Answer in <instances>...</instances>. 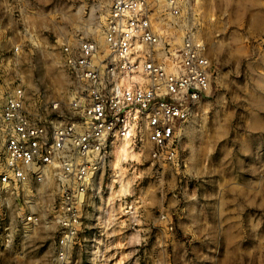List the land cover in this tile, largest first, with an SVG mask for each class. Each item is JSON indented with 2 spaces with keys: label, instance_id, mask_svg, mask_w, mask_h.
Returning a JSON list of instances; mask_svg holds the SVG:
<instances>
[{
  "label": "clouds",
  "instance_id": "clouds-1",
  "mask_svg": "<svg viewBox=\"0 0 264 264\" xmlns=\"http://www.w3.org/2000/svg\"><path fill=\"white\" fill-rule=\"evenodd\" d=\"M73 7L75 0H24L20 11L22 18L31 15L67 26L74 17ZM99 8L105 42L82 46L83 36L72 30L64 33L76 37L66 40V51L77 60V53L91 52L101 69L114 67L89 80L91 73L66 60L64 86L52 91L45 73L37 79L40 88L25 96L32 119L55 121L47 126L58 133L60 122L66 128L83 117L82 123L72 124L73 146L76 163L88 161L90 169H114L121 145L131 142L137 149L140 161L127 164L130 178L143 176L134 191L143 196L147 190L158 208L183 220L163 232L147 217L140 227L129 221L127 227L140 237L131 241L139 245L134 264H264V0H103ZM15 28L13 23L0 27V38ZM132 35L135 41L129 39ZM27 39L24 34L21 44ZM165 42L172 47L165 49ZM133 44L142 45L134 49L140 57L135 69L127 56ZM13 47H17L14 39H0V56ZM22 64L19 55L7 65L0 61L6 70L2 73L6 85H0V92L23 79L22 71L31 78V69ZM8 68L14 76L7 75ZM85 84L90 88V113L78 98ZM40 90L45 91L44 101L39 99ZM94 99L98 105H93ZM17 127L6 118L0 121V172L14 178L32 166V157H21L15 141L11 147L5 145L9 135L21 139ZM38 134L45 137L43 129ZM85 141L80 151L76 145ZM41 147L34 157L39 158ZM52 151L55 158L63 155L56 144ZM218 184L223 204L219 219L211 197L191 195L197 190L214 192ZM57 192L62 194L59 184L50 197ZM78 203L79 199L73 208ZM100 206L104 231L95 247L77 235L79 213L69 216L66 207L62 219L52 222L41 215L26 223L23 210H14L13 224L0 231V264H122L117 253L130 243L122 234L125 226L118 218L105 221L103 210L111 206L103 199Z\"/></svg>",
  "mask_w": 264,
  "mask_h": 264
},
{
  "label": "rangeland",
  "instance_id": "rangeland-1",
  "mask_svg": "<svg viewBox=\"0 0 264 264\" xmlns=\"http://www.w3.org/2000/svg\"><path fill=\"white\" fill-rule=\"evenodd\" d=\"M10 1L11 0H6V3ZM102 2L103 0H75V7L72 8L74 17L72 18L71 24L66 26L63 22L53 25L31 15H25L22 18L20 10L24 0H19L16 3L15 0H12V6L17 8V13L20 15V19L23 20V25H28V30L25 31L28 39L21 44L20 41L24 38V35L18 37L12 36L11 39L21 44L18 46L19 50L15 51L14 47L11 51L5 50L3 55L0 56V61H2L3 65H7L16 55L23 58L21 67L25 70L31 69V78L25 74V71H22L21 76L23 79H16L14 82H21L25 85V88L28 89L27 96L32 95L33 88H40L37 79L43 77L45 73L48 74V82L52 86L48 91L64 86L63 82L67 76V72L62 71L63 65L60 62L61 46L63 43H66L68 39H76V37L71 35L65 36V32L78 30L80 36L96 38L100 43L104 42L102 27L99 26V18L101 16L99 5ZM81 4H84L83 8H81ZM2 40H10V38L6 36V38ZM5 71V68L0 66V73H4ZM7 75L14 76L15 72H13L11 68H8ZM39 99L41 101L46 99L44 90H40ZM134 150L137 152L136 148H134ZM140 159L138 155V158L124 161L122 164L123 168H120L117 166V156L114 158L115 168L107 172L104 171L101 176L100 198H97V200L95 199L96 203L92 210V214L95 218L99 217V215L101 216L102 209L99 205L101 199H103L105 205L111 206L103 210V217L107 219L108 222H112L118 218L119 224L125 226V232L122 234L127 236L130 243L128 247L122 248L121 252L117 253V258L122 261V264H134L136 257L140 255V253L136 251L139 245L131 243L133 238L139 240L140 237L136 235L132 228L127 227L129 221H132L137 227H140L143 225L145 217H147L155 222V226L159 227L163 232L165 228H172L174 224L183 220L182 216L173 215L171 212L165 213L163 208H158L151 193L147 190L143 196L134 191L136 184L138 182H143V176L137 173L136 177L130 178L129 174L131 173V169L127 167V164L130 161L138 162ZM117 172L121 174L120 178H117ZM109 173H111L110 179ZM26 185L25 189H9L2 193L0 192V231L7 230L6 228H9L10 225L13 224L15 211L21 209L23 210V215L29 212H35L38 216L43 215L44 220L47 218L49 214V205L54 201L55 197L54 195L50 197L49 194L53 193L52 191L54 189H48V186L46 187L45 184H39L33 180ZM220 190L218 184L214 192L201 193L197 190L193 191L191 195L198 199L202 197L205 200L211 197L215 201L216 215L219 219L223 209L222 201L218 196ZM164 208H167V205H165ZM18 220L19 218L17 217V221ZM98 221L100 220L98 219ZM115 226L114 224V227ZM99 240H102V238L97 241ZM118 242L122 244V242ZM100 250L103 251V245L100 246ZM113 251H115V249H113ZM89 264H99V262L90 261ZM109 264H111V262H109Z\"/></svg>",
  "mask_w": 264,
  "mask_h": 264
},
{
  "label": "built area",
  "instance_id": "built-area-1",
  "mask_svg": "<svg viewBox=\"0 0 264 264\" xmlns=\"http://www.w3.org/2000/svg\"><path fill=\"white\" fill-rule=\"evenodd\" d=\"M14 1V0H13ZM19 0H15V3ZM123 7V4H121ZM11 10V11H9ZM5 12H10L11 15L20 23L19 25V36L24 35L25 31L28 29V25H23V20L20 19V15L17 13V8L12 6V0L8 3L5 9ZM119 19V17H117ZM126 24H129L130 21H125ZM116 20L111 21V26L115 27ZM1 27V26H0ZM3 27V26H2ZM133 32L135 29L133 28ZM102 33L104 37V42L106 40V32L102 28ZM124 35H128L127 31L124 32ZM12 38V35L9 32L4 34V39ZM83 41L81 42L82 46L89 45L90 43L100 42L96 38H89L83 36ZM130 40L135 41V35L129 37ZM103 42V43H104ZM17 47H14L15 51H18V46L21 45L19 42L15 41ZM102 43V44H103ZM185 44H189L187 37L184 40ZM165 49H170L172 47L171 43H164ZM190 46V44H189ZM69 47L67 43H63L61 46V57L60 62L64 67L66 60H72L73 63L76 64V68H84L85 73H91V76L88 77L91 80L93 77H97L98 73L101 71L105 74L109 73V70L114 67V64H108L107 67L101 69L99 65L95 62L94 56L91 52H86V55H79L78 60L76 57L70 56L66 49ZM142 45L133 44L131 48L127 50V56L132 57V66L135 69L140 65V57L136 55L134 49L140 48ZM191 55V53H188ZM179 53H177V56ZM82 62V63H80ZM104 61H100V64H103ZM150 63V62H149ZM84 65H90L89 67H84ZM129 76L133 75L132 72L128 74ZM0 85H6L5 76L0 73ZM175 87V85H173ZM11 90H6L0 92V121H3L5 118L11 122L12 126L19 125L16 128L17 134L21 137V139L16 140V137L9 135L5 139L6 147H11L13 142L15 141V150L19 151L21 157L27 155L28 157H32L30 161L31 167L26 170L25 173L22 174V177L14 178L13 175H9V172L4 171L0 172V192L11 190L22 189L27 186L26 184L30 181H35L39 184H45L48 189H55L57 184L62 188V194L59 192L54 194V201L49 205L48 216L45 219L46 221L52 222L55 220L62 219L60 213L67 208V215L72 216L73 213H79L78 223L81 225L80 232L77 233L78 236L85 237L86 233H89V230H95L94 228H98L97 236L95 233H92L91 237L87 240L91 243L93 247H95L97 238L101 235L98 226L99 217L95 218L92 224H88L86 222V209L88 203L92 200L91 196L96 195L97 198H100L101 191V176L104 173V170L99 167L96 169H90L89 162L84 161L82 164H77V153L74 150L73 140L74 135L72 132V124L74 123H82L83 117L80 118L79 121H72L65 128L63 122H60L59 132L57 133V129L55 127L49 130L48 123H56L55 121H34L32 119V114L28 110V101L25 100V96H27V92L25 91V85L21 82H14L10 86ZM69 91H75V89H70ZM189 91H198L192 88ZM13 92L16 94L14 95ZM90 88L87 84L83 87V89L79 92L78 98L84 101L83 110L90 113V109L88 107V98H89ZM93 97L96 96L95 92H92ZM98 100H93V105H98ZM78 107H80L78 105ZM52 114L50 113L49 116ZM99 113L96 114L95 122L99 123L98 119ZM25 121H28V126L25 125ZM35 125V126H32ZM43 129L45 133V137L42 139L38 134L39 130ZM159 132L160 130L157 129ZM163 133H161L162 135ZM139 142V134L137 133L136 137ZM43 144V147L40 148V156L36 158L33 156L34 151L38 146ZM56 144L59 149L63 150V155L60 158H55V153L52 151V145ZM87 141L83 144L76 145L80 151H83ZM111 150V149H110ZM12 166H10L11 169ZM17 172L20 169H16ZM85 173H90L85 178ZM83 181V182H81ZM50 184V185H49ZM26 185V186H25ZM54 191V190H53ZM52 191V192H53ZM99 196V197H98ZM79 199V203L75 208H73V203ZM94 200V199H93ZM92 208V207H91ZM39 217L35 212H29L23 215L24 222L31 223ZM84 225H88L85 227ZM8 229V228H6ZM101 246V245H100ZM99 246V247H100Z\"/></svg>",
  "mask_w": 264,
  "mask_h": 264
},
{
  "label": "crops",
  "instance_id": "crops-1",
  "mask_svg": "<svg viewBox=\"0 0 264 264\" xmlns=\"http://www.w3.org/2000/svg\"><path fill=\"white\" fill-rule=\"evenodd\" d=\"M6 6H7V3H6V0H0V26L2 27H6V26H8L10 23H13V24H16V28H15V31H11V30H9L8 32H9V34H11L13 37H18L19 35V25H20V23H17L18 21L13 17V15H11L10 14V12H5V9H6ZM9 11H11V10H9ZM3 20V21H2ZM0 39H4V36L2 37V38H0ZM101 192V191H100ZM91 201L88 203V206H87V209H86V212H85V215H86V222L88 223V224H92V222H93V220H94V215L92 214L93 213V208H94V206H95V203H96V200H97V197H96V195L94 194V195H92L91 196ZM94 199V200H93ZM96 199V200H95ZM100 206V205H99ZM92 207V208H91ZM99 220L101 219V217H102V215L100 216L99 215ZM103 219L105 220V221H107L108 222V220L107 219H105L104 217H103ZM89 222H91V223H89ZM93 225V224H92ZM98 226L100 227V223H98ZM95 230L94 231H92V230H89L88 232L89 233H86L85 234V237H87L88 239L92 236L91 234L92 233H95V236H97V230H98V228L96 227V228H94ZM99 230H100V232H101V235H99V237H96L97 239H100V238H102L103 239V235H102V233H103V228H99ZM109 231H111V229H109ZM92 232V233H91ZM139 237V236H138Z\"/></svg>",
  "mask_w": 264,
  "mask_h": 264
},
{
  "label": "bare ground",
  "instance_id": "bare-ground-1",
  "mask_svg": "<svg viewBox=\"0 0 264 264\" xmlns=\"http://www.w3.org/2000/svg\"><path fill=\"white\" fill-rule=\"evenodd\" d=\"M135 158H138V154L137 152H135L134 147L132 146L131 142L121 145V147L118 150V155H117V166L120 168H123L122 164L124 161H128L130 159L133 160Z\"/></svg>",
  "mask_w": 264,
  "mask_h": 264
}]
</instances>
